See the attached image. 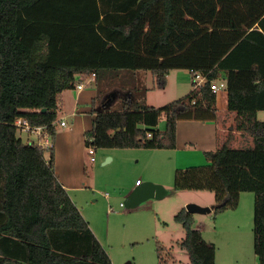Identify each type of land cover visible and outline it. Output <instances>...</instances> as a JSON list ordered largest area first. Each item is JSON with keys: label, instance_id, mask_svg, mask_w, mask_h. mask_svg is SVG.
Segmentation results:
<instances>
[{"label": "trees", "instance_id": "16d2710c", "mask_svg": "<svg viewBox=\"0 0 264 264\" xmlns=\"http://www.w3.org/2000/svg\"><path fill=\"white\" fill-rule=\"evenodd\" d=\"M105 69L132 70L138 87L126 91L121 109L111 107L114 94L93 107L85 142L97 148H176L177 122L214 119L211 85L226 82L236 127L252 143L206 151L208 163L175 170L174 188L213 191L220 204L214 213L254 192V251L264 264V120L257 117L264 110V0H0V264H113L60 181L54 148L47 160L16 126L18 118L46 126L54 139L63 91L94 74L101 97ZM171 69L206 82L148 105L137 73L151 71L163 88ZM175 219L185 228L177 243L191 264H216V244L194 227V214L182 208ZM158 251L166 264L163 247Z\"/></svg>", "mask_w": 264, "mask_h": 264}, {"label": "rangeland", "instance_id": "374dc122", "mask_svg": "<svg viewBox=\"0 0 264 264\" xmlns=\"http://www.w3.org/2000/svg\"><path fill=\"white\" fill-rule=\"evenodd\" d=\"M168 74L171 76L167 78L165 87L149 89L146 98L148 103L154 106L164 105L184 97L195 87L193 72L188 69H171ZM89 82H93L97 89L95 79ZM137 87L138 79L132 70H102L98 89L103 95L97 99L95 106L102 107L106 94H114L117 100L111 107L113 110L121 109V98L125 97L126 91H134ZM222 91L225 90L220 92ZM75 93L73 90L65 92L66 104L58 111L57 132L52 142L55 143L56 138L58 145L65 142L63 169L71 176H75L78 171V180L84 182L80 184L86 185L83 190L70 193L109 253L112 263L160 264L158 246H162L161 254L167 258L166 264H191L189 253L177 243L184 238L185 228L175 219V214L188 203L201 206L216 205L215 193L210 190H176L174 175L177 167H173L177 164L174 163L175 159L171 157L167 160V157H164L161 158L164 162L152 161L150 153L153 151L149 149L124 150L90 145L95 149V160H92L84 134L92 125L81 131V121L76 120L74 115ZM59 119H64L67 125L62 126ZM165 126L166 120L162 116L159 127L164 130ZM65 133H69L70 141L64 138L62 142L60 137ZM18 135L24 142H37L39 138L35 132L23 130H19ZM251 143V137L242 138L240 145L236 147ZM159 151L166 155L175 153L170 149ZM44 154L47 156L49 152L44 151ZM136 179L146 183L156 182L155 186L161 187L164 194L160 197H145L141 202L129 206L126 193L135 184ZM184 200L187 202L183 203ZM207 201L214 203L205 205ZM238 224L240 229L234 226ZM193 225L202 230L207 240L216 244V264H252V259L256 256L253 230L254 192H241L239 205L234 209L228 208L217 213H214V210L206 214L194 213ZM226 225L230 227L227 234L222 228ZM250 258L252 259L249 261Z\"/></svg>", "mask_w": 264, "mask_h": 264}, {"label": "crops", "instance_id": "0c3cea01", "mask_svg": "<svg viewBox=\"0 0 264 264\" xmlns=\"http://www.w3.org/2000/svg\"><path fill=\"white\" fill-rule=\"evenodd\" d=\"M191 72V71H190ZM138 76H142L144 78L145 86L147 87V92L145 96V101L147 98V93L149 89L155 88V77L151 71H139ZM171 76L170 74L167 75V78ZM92 79L91 76L83 77L79 75L77 77V84L82 83L83 88L79 89L77 86L73 89H66L63 91L62 99L63 103L61 108L66 104V98H65V92L67 90H73L75 91L74 96V104H76V107L74 108V115L76 120L81 121V131H85L88 129V125H93V119L95 114L93 113L92 109L95 106V102L97 101L98 97L96 95L97 89H95V85H93V82H89ZM225 90V89H221ZM106 97L103 98V100ZM102 100V101H103ZM148 105L150 104L146 101ZM217 114L214 119L211 120H197V119H181L177 122V146L174 149L175 153H172V155H166V153H163V151H159L162 149H149L152 150L153 153H150L152 156V161L156 162H164L161 161V158L167 157V160H170L171 157L175 159L173 167L177 168H186L189 166L194 165H203L208 162L207 157L205 155L206 151H215L219 147H221L224 143H228L230 146H238L240 145V141L242 138L248 139L250 136L243 132L242 130L237 129L236 124L238 121V116L236 112L230 111L228 108V93L225 90L224 92H217ZM76 112V113H75ZM90 114V115H89ZM87 116L89 118H87ZM257 117L260 120H264V110H261L257 113ZM63 120V119H59ZM161 121V119H160ZM159 121V124H160ZM91 123V124H90ZM158 124V128L160 129ZM92 128V127H91ZM90 128V129H91ZM163 130V129H160ZM87 131V130H86ZM85 131V132H86ZM84 132V134H85ZM69 133H65L61 135L60 140L62 139V142H64V138L69 139ZM65 143V142H64ZM64 143L57 144V138L55 139V143L53 142V150H54V164H55V170L56 173L59 176L60 181L63 183L65 188L68 190L69 194L71 195V191H80L86 188V185H83L84 182H80L78 180V171L75 176H71L69 174L65 173V170L62 166V159H64ZM63 145V146H62ZM124 150H128L127 148H124ZM45 157H48V155ZM113 156H111L110 159H112ZM158 159V160H157ZM177 165V166H175ZM176 168V169H177ZM137 180L135 181V184L129 189V191L126 193L127 200H132L131 204L135 205L139 202H141L143 199L149 198V197H156L157 194L160 192L161 187H157L155 185L156 182H144L143 180L140 182V184H137ZM80 183H83L82 185ZM162 189V188H161ZM135 190H146L148 191V194L144 197H140L138 193L133 196V192ZM133 196V197H132ZM72 197V195H71ZM146 197V198H145ZM187 200H184L183 203H186ZM205 205H212L214 203L213 201H207L205 202ZM90 223V222H89ZM91 226V225H90ZM238 229L241 228V226L234 225ZM224 228L223 232L228 233L230 230V227L228 225L222 226ZM202 231V230H201ZM220 243V242H216ZM217 259V257H216ZM252 258L248 259L249 261ZM252 264H261L257 255L254 256L252 259Z\"/></svg>", "mask_w": 264, "mask_h": 264}, {"label": "built area", "instance_id": "2783aa9c", "mask_svg": "<svg viewBox=\"0 0 264 264\" xmlns=\"http://www.w3.org/2000/svg\"><path fill=\"white\" fill-rule=\"evenodd\" d=\"M193 75H194V79H195L193 81L195 84L194 89L198 91V90H200L202 85L206 82V77L200 73H195V72H193ZM91 77H92V79H94V74ZM77 87L79 89H82L83 84L79 83L77 85ZM225 88H226V82L224 80L214 81V84L211 85V89L216 93L221 91V89H225ZM59 122L62 126L67 125V123L64 119L60 120ZM16 126L18 128V131L23 130L26 132H35L38 135V137H39L38 141L37 142L31 141V142L37 143L38 145L43 147V149L45 151H48L49 155H48V157H46V159L49 160L51 148L53 147V142H52V136L49 133L48 128L46 126H43V125H31L27 120L22 119V118H18L16 120ZM88 147H89V153L91 154V159L95 160V156H94L95 149L90 147V146H88ZM140 182L141 181L138 179L137 184H140Z\"/></svg>", "mask_w": 264, "mask_h": 264}, {"label": "water", "instance_id": "95a60500", "mask_svg": "<svg viewBox=\"0 0 264 264\" xmlns=\"http://www.w3.org/2000/svg\"><path fill=\"white\" fill-rule=\"evenodd\" d=\"M160 192L157 194L158 197L162 196L164 194V190L163 189H159ZM138 193L139 195V198L140 197H144L145 195L148 194V191L146 190H135L133 192V196H135L136 194ZM132 196V197H133ZM132 200H127V203L129 206H132L131 204ZM216 207H220V204H217V205H212V206H201V205H198L196 203H188L186 205V209L190 212V213H200V214H206V213H210L212 212Z\"/></svg>", "mask_w": 264, "mask_h": 264}]
</instances>
